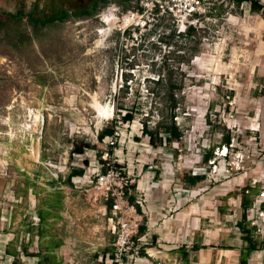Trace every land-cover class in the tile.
<instances>
[{
  "label": "rangeland",
  "instance_id": "1",
  "mask_svg": "<svg viewBox=\"0 0 264 264\" xmlns=\"http://www.w3.org/2000/svg\"><path fill=\"white\" fill-rule=\"evenodd\" d=\"M71 1L0 0V264H10L7 246L21 262L37 264L22 245L34 255L39 240L53 250L44 264H150L146 258L180 246L204 264L215 261L219 248L246 246L240 220L260 226L255 236L264 240L257 213L264 192V12H252L248 2L208 0L209 19L195 36L171 38L185 28L169 17L143 26L130 14L138 0H102L93 14H70L66 23L23 38L32 32L30 17L52 18L55 7L70 10ZM110 10L135 21L108 30L102 18ZM166 56L174 80L176 67L183 72V87L174 132H160L163 145L152 146L142 124L169 123L149 93L158 74H166ZM118 101L135 118L119 121L115 135L100 141L118 117ZM87 144L91 149L75 153ZM206 152L213 153L207 163ZM192 176L204 179L192 183ZM253 188L258 197L244 210L242 198ZM122 195L121 210L109 212L107 203ZM127 224L138 225L135 245L120 258L118 238Z\"/></svg>",
  "mask_w": 264,
  "mask_h": 264
},
{
  "label": "trees",
  "instance_id": "2",
  "mask_svg": "<svg viewBox=\"0 0 264 264\" xmlns=\"http://www.w3.org/2000/svg\"><path fill=\"white\" fill-rule=\"evenodd\" d=\"M126 1H130V0H126ZM244 2H248L250 4V9L252 12H264V5L261 4L258 0H236V4L237 6H240L242 3ZM123 10H128V6L124 7ZM13 18H15L14 15H12ZM70 19V14L67 12H62L59 16H53L52 18H47L46 20H34L33 18L30 17V21L32 22L31 24V33L28 34L26 31L24 32V36L23 38L27 41L32 40L34 37H37L42 30L44 29H48L54 26H58L61 24L66 23L68 20ZM163 18L159 19L162 20ZM198 31V29H195L193 27H189L187 29L186 32L184 33H179L176 34L175 30L171 31V34L169 37L174 38V37H179V38H190V37H194L196 32ZM124 34L128 35V37L131 38L130 36V32H125ZM160 41H166V38L161 37L160 36ZM169 43V42H167ZM167 56L164 58V68L166 70V74L165 76H161V74H158V79L157 81H155L153 83V85L149 86V93L154 96L157 97L159 99L160 105H161V109L160 113L161 115H164V111L169 113V123L165 124V121H161L159 122L155 129H151L149 127V124L147 123V121L143 122V134H145L146 136L149 137V142L152 146H161L163 145V138L159 136L160 132H164L167 133L168 135H172V133L174 132V127H175V117L177 114V111L179 110V103L176 99V95L178 92H181L182 87H183V72L180 71V67H176L175 69L178 72V77L176 80H174L173 78V69L170 67H167V60H166ZM177 59H181L182 56H176ZM181 61V60H180ZM129 81V78L126 76L125 78V82L127 83ZM128 93V86H126V91L123 92V96L125 97L126 94ZM116 115L118 116L117 118H114L113 121L111 122L110 126H107L105 128H103L101 130V132L98 134V139L100 141H102L104 138L106 137H113L116 133V128H117V124L119 121H121L122 123L125 122H131L135 116L133 114L132 110H128L127 109V104L124 101H118L116 104ZM231 134L230 132L227 133V135L224 138V147H227L229 149V146L231 144ZM171 141V138H169ZM84 149H91V146H89V144H87V146L83 147V148H78L77 146H75L74 150L75 153L78 154H83L84 153ZM112 152V150L110 151ZM99 156H101V152H99ZM213 157V153L212 152H206L205 153V157H204V161L207 163L208 161H211ZM102 161V167H105L106 162L103 160ZM87 163V161H86ZM119 167V166H118ZM104 173H106L107 168H104L102 170ZM74 175L76 176H82L84 174V169H74L73 170ZM204 179V176H192L190 178V181L192 183L195 182H199L202 181ZM127 191L128 189H126V196H127ZM128 199L130 201V203L134 204V206L137 208L138 211H141V208L138 204H135L136 199L133 196H128ZM112 205H113V199H111L108 203H107V210L109 212H111L112 210ZM245 210V208H244ZM245 218V216H244ZM238 226L241 230V232L245 235V239L248 242V251L246 252V254L242 255L241 261L239 264H248V257L250 255V253L252 251L255 250H259L262 249L264 247V241H262V243L259 245L257 244V242H255L254 240H252V235H253V231L252 229L255 230L254 227H249V224L245 223V220H243L242 222L238 223ZM145 231V227H140V234L144 233ZM11 264H24L22 263L19 259H17L14 256L13 261L11 262ZM102 264H104L102 262Z\"/></svg>",
  "mask_w": 264,
  "mask_h": 264
},
{
  "label": "built area",
  "instance_id": "3",
  "mask_svg": "<svg viewBox=\"0 0 264 264\" xmlns=\"http://www.w3.org/2000/svg\"><path fill=\"white\" fill-rule=\"evenodd\" d=\"M210 13L211 8L208 0H138L137 9L130 12L132 15H139V18L142 19L143 26H147L151 21L156 19L159 20L164 17H169L178 26L185 28L184 32L189 27L197 29V25H200L201 21L209 19ZM227 152L228 148L224 147L220 153L223 157H226ZM123 195L120 196L119 200L115 201L112 209L113 212L121 210ZM260 198L262 200L259 202L257 213L258 218L263 223L264 208L262 206L264 204V192L261 193ZM132 209L134 212L136 211L134 206ZM253 225L257 224L253 223ZM137 227V224H127L123 228V235H120L118 238L116 256L121 258L127 252V249L133 248L135 245L133 238L137 234ZM253 227L256 230L255 233H259L262 230L260 226Z\"/></svg>",
  "mask_w": 264,
  "mask_h": 264
},
{
  "label": "crops",
  "instance_id": "4",
  "mask_svg": "<svg viewBox=\"0 0 264 264\" xmlns=\"http://www.w3.org/2000/svg\"><path fill=\"white\" fill-rule=\"evenodd\" d=\"M257 189L253 188L251 190V193L246 195L244 198H242V201H244L245 205L243 204L242 207L246 208L248 206H251V204H253L255 201V197L257 196ZM264 207V205L262 206ZM243 208V209H244ZM38 219L40 221V223L42 224L45 220V215L42 212H38ZM245 219V218H244ZM243 220L238 221L236 224L238 226V223L242 222ZM239 226H238V228ZM41 231V230H40ZM38 232V238L41 237L42 232ZM253 231V235L252 240H254L255 242H257V244H261L262 241L259 237L255 236V230L252 229ZM241 235L244 236V238H241L240 241H245V245L244 247H240L238 246V244L236 243V240H234V243H236L235 245H231L230 247H222L218 249V254L215 258V261H211V262H203L204 264H239L242 258L243 254H246V252L248 251L247 247H248V242L246 241V237L243 233H240ZM172 240L175 239V235L173 234L172 236ZM175 242V241H174ZM173 242V243H174ZM198 243V242H197ZM27 246L26 245H22V250L25 253L26 257H34L36 259L37 264H44V259L49 258L50 256L49 253H51L53 250L51 247L43 249V245L42 242L39 240L36 243V249H37V254L31 255L28 254L27 252ZM5 252L10 256L11 262L14 259V256L20 260L19 258V254L17 252L11 251L10 248L7 246ZM46 254H43V253ZM261 255H264V247L262 249L259 250H255L252 251L248 257V264H259V262L261 261ZM157 260H148L146 258V261H148V263L150 264H201V258H199V256L192 255V251L189 250L188 246H180L178 247H174L172 248V250H169V252L167 253H162L161 256H159V258H156ZM21 261V260H20ZM24 264H29L28 262H22Z\"/></svg>",
  "mask_w": 264,
  "mask_h": 264
},
{
  "label": "flooded vegetation",
  "instance_id": "5",
  "mask_svg": "<svg viewBox=\"0 0 264 264\" xmlns=\"http://www.w3.org/2000/svg\"><path fill=\"white\" fill-rule=\"evenodd\" d=\"M101 1L102 0H74L70 2V10H62L59 7H55L53 14L54 16H59L64 11L69 14H74L75 16H80L84 13L93 14L101 4Z\"/></svg>",
  "mask_w": 264,
  "mask_h": 264
},
{
  "label": "bare ground",
  "instance_id": "6",
  "mask_svg": "<svg viewBox=\"0 0 264 264\" xmlns=\"http://www.w3.org/2000/svg\"><path fill=\"white\" fill-rule=\"evenodd\" d=\"M102 19L104 22H106L105 26L108 27V30L115 29L120 23H121L120 26H122L123 28H126V27L130 26L135 21V18L132 17V15H126L122 19H120L115 14L112 13V10L105 12ZM99 114L100 115L105 114L108 117H110L112 115V112L111 111H105V113H104L102 110H99ZM149 251L153 255L156 254V250H154V249H150Z\"/></svg>",
  "mask_w": 264,
  "mask_h": 264
}]
</instances>
